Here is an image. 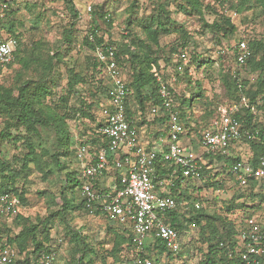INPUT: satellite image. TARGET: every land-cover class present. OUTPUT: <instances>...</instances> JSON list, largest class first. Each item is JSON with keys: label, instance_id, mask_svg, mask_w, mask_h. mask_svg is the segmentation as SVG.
I'll return each mask as SVG.
<instances>
[{"label": "rangeland", "instance_id": "obj_1", "mask_svg": "<svg viewBox=\"0 0 264 264\" xmlns=\"http://www.w3.org/2000/svg\"><path fill=\"white\" fill-rule=\"evenodd\" d=\"M74 5L80 13V18L76 23V46L68 49L63 44V29L73 23V13L68 9L64 0H16L6 11L0 12V24L7 27L11 22H15L16 32L20 34L21 42L25 54H30L33 48L34 40L47 42L45 48L51 50V55L59 51L62 54V61H56L50 79L51 96L47 98L46 105L56 111L66 121L70 133V153L67 156L60 153L58 148L59 133L54 128L38 127V133L31 135L29 142L36 146V156L40 160L43 171L36 164L29 163L28 169L23 170L24 157L28 153V145L22 140L17 144L15 141L0 140V158L10 164L13 170L18 171L20 176L17 179L16 186L20 192H24L27 205L19 209L14 216L5 218L4 225L12 229L13 233H18L20 228H16L15 217L20 213L26 219V224L38 226L39 232H42V221L57 211L61 207L62 200L73 201L79 204L81 192L78 188L69 189L68 175L78 174L81 181L80 165L76 157L77 141L83 140V135L91 136V130L99 124L105 123L110 113V100L102 86L99 84V74L93 69L94 56L86 50L78 48L79 43L84 38L90 26L89 7L92 9L104 8L111 14L115 21V38H119L121 32H126L128 22H132V30L146 38L143 32V26L151 22L154 17L156 21H162L170 30L168 34L160 37L161 50L160 57H173L170 65L165 61H160L161 71L166 76L167 82L173 87L177 96L190 98L197 93L199 88L195 82L201 84L203 96L201 101H193V108L190 112L192 126L201 119L212 120L213 114L217 113L222 106H227L229 100L223 76H233L238 73L244 79H247L252 89H257L261 81H264V74L259 72H247L236 64V45L243 39L263 40L264 39V13L260 7L250 6L248 3L239 0H200L203 17L194 12L187 0H73ZM236 14V15H235ZM225 16L232 20L236 26V31L229 34L228 38L222 35H214L210 30H205V20L208 24L221 21ZM157 22L154 25L156 28ZM227 28V27H226ZM187 42L184 53L187 57V63L181 62L176 68L177 57L173 49ZM156 48V47H155ZM179 49V48H178ZM46 51V49H45ZM201 56L205 66L197 68L191 64V60L196 56ZM181 67V69H180ZM185 68H189L188 75L185 76ZM69 69L81 72L85 76V83L77 85L76 94L68 93V84L72 81L69 75ZM27 78H40L35 71L30 70L24 73L19 64H14L10 69L0 71V86L16 89L21 86L23 80ZM191 82V83H189ZM67 98V100H66ZM132 106L135 110V121L141 128V122L146 123L153 120L155 115L151 110H147L143 116L138 104L134 98ZM207 103V105H205ZM264 105V102H260ZM85 111V115L76 113L77 110ZM189 112V106H186ZM212 111V112H211ZM211 112V113H210ZM212 114V115H211ZM153 115V116H152ZM260 116L264 122V113ZM145 120V121H144ZM153 120L152 122H154ZM148 123V122H147ZM198 124V123H197ZM4 120L0 117V133L4 128ZM202 126L201 124L198 125ZM196 128V127H194ZM195 130L192 131L191 140L197 138ZM14 136H29L25 130L12 129ZM85 139V138H84ZM241 148L239 154L242 159L248 161L252 157L250 146L244 142L237 143ZM237 148V149H238ZM199 155L205 154V150L200 146L196 149ZM201 159H204L203 156ZM61 162L62 167L57 166V161ZM208 164L207 161H205ZM190 192L195 200L192 205L195 209L203 211L208 215L202 225L206 227L210 216L228 217L239 230L242 225L244 212L238 205V201H231L232 196L237 192L236 189H229L233 186L228 182V188L223 193H213L210 189L203 188L202 183H190ZM71 187V186H70ZM200 189V191H198ZM260 190H256L259 192ZM64 196H66L64 198ZM217 197V198H216ZM246 202V201H245ZM231 203L236 205V210L227 212V206ZM249 206L260 204L261 208L256 209L254 217H257L264 224V201L253 203L250 199L246 202ZM252 211L251 209H248ZM96 218V217H95ZM89 217L83 210L71 211L64 218L51 219L48 227L49 236L45 245L54 250L57 254L59 264H67L72 260H78L82 253L84 245L80 243L83 237L88 246L93 247L95 255L88 254L84 262H93V264H120L115 262L111 256V233L110 229H120V225L105 222L101 219ZM25 224V225H26ZM220 228H223L221 221L216 222ZM7 229L4 233L6 238L9 234ZM205 233L197 224L186 223V228L181 235V243L184 246L182 253L176 257L172 256L174 261L184 262L186 258L192 257L195 262H199L202 253L208 249V244L204 238ZM133 256L131 251L123 252L119 257L130 259ZM162 254L160 255L161 259ZM167 254L164 255L166 257ZM156 259H158L156 257ZM260 264V262H259Z\"/></svg>", "mask_w": 264, "mask_h": 264}, {"label": "trees", "instance_id": "obj_2", "mask_svg": "<svg viewBox=\"0 0 264 264\" xmlns=\"http://www.w3.org/2000/svg\"><path fill=\"white\" fill-rule=\"evenodd\" d=\"M220 1V0H217ZM248 3L250 6L255 5L260 7L264 13V0H239ZM16 0H0V12L6 11ZM67 4L68 9L73 13V23L69 27L63 29V44L68 46L67 50L76 46L77 38L75 36V26L80 18V13L76 9L73 0H64ZM188 5L191 6L192 10L203 17V11L201 9L200 0H187ZM90 26L86 32L84 38L78 45L80 50H86L94 56L93 69L96 74L100 76L99 84L102 86V90L107 93L109 100L111 99L112 82L105 72V64L100 62L94 51L97 47L110 46L116 51L117 62L122 69L125 83L130 91V97L132 96L138 104L140 113L144 116L146 111L159 107L161 109L160 114L155 115L154 123L167 121L169 119V113L162 104V100L159 96V83L158 76H161L163 82L166 83L175 98L177 108L175 111L178 112L182 124L185 126L187 136L192 135V131L195 130L197 138L191 140L194 144L195 150L200 147V140L203 137L204 132L211 128L214 121L219 120L222 117V109L228 108L233 104H238L241 109L235 114V117L240 121L244 129L250 130L251 132L259 131L262 135L264 134V122L260 116V112L264 113V105H260V102H264V81H261L257 89H252L247 79H244L238 73L233 76H223V83L226 88L227 97L229 104L222 106L219 111L211 117L212 120L201 119V122L192 126V120L189 117L191 109L193 108V101H201L203 96L201 91V84L195 82V86L200 91L193 94L190 98H183L176 95L173 87L167 82L166 76L161 71L160 61H165L167 65H170L173 57H160L158 55L161 50L160 37L164 34H168L170 30L166 24L162 21H156L154 17L151 18V22L143 26V32L146 38H142L132 30V22H128L126 32H121L119 38H115V21L112 19L111 14L105 11L104 8H93L90 16ZM205 30H210L214 35H222L223 38H228L229 34L236 31V26L232 23L230 18L225 16L221 17V21L208 24L205 20ZM157 22L156 28H154ZM227 27V28H226ZM0 35L7 38H15L19 42L17 52L15 54V60L12 64L6 67H0V71L10 69L14 64H19L21 70L27 73L30 70L35 71L40 75V78H27L23 80L21 86L15 91L13 88H6L0 86V117L4 120V128L0 133L1 141H15L17 144L20 141L25 140L24 143L28 145V153L24 157L23 170L28 169L29 163H34L37 167L43 171L40 160L36 156V146L32 142H29V137L38 133V127L54 128L59 133L58 148L60 153L55 154L53 157L59 155L67 156L70 153V133L66 121L56 111L51 109L45 103L47 98L51 96V84L53 85L52 73L55 68L56 61H62V54L59 51H55L51 55V50L46 47L45 41L34 40L33 48L30 54H25L24 48L21 42L20 34L16 32L15 22H11L7 27L0 24ZM93 35V40L90 36ZM251 50V57L247 61L244 67L247 72H259L264 74V39L263 40H247L245 39ZM156 47V48H155ZM187 47V42L173 49V53H176L177 66L181 65L180 56L184 53V49ZM46 49V51H45ZM201 56L196 55L190 62L197 68H202L205 64L201 60ZM172 65V64H171ZM189 68H185V76L188 75ZM69 75L71 82L68 84V93L70 95L78 93L75 90L77 85L85 83V76L81 72H77L74 69H69ZM191 83V82H189ZM129 97L127 102V113L130 118L136 119L135 110L132 106V100ZM67 100V98H66ZM189 106V112L186 110V106ZM207 105V103H205ZM212 112V111H211ZM210 112V113H211ZM76 113H81L84 116L85 111L77 110ZM152 114V110H151ZM212 115V114H211ZM106 122V121H105ZM201 124L202 126L198 125ZM104 123L99 124L96 128L91 130V136L88 134L83 135L82 138H86L88 143L95 149L101 145L106 146L108 140H106L99 132L100 128ZM25 130L29 136H14L12 129ZM191 139V137H189ZM244 143L248 144L252 150V157L246 162L252 167H257L260 163L261 158L264 157V146L259 140L249 141L244 140ZM77 157V156H76ZM203 160L207 161L208 164L203 169V188L217 189L220 181H224L223 188H228V182L232 183L233 186L229 189H236L237 192L232 196L231 201H242L239 207L244 212V218L240 223L242 227L236 230V225L230 220V218L221 216H210V220L206 227L202 225L203 221L207 219L208 215L195 209L192 205V200H195L193 194L190 192L191 179H185L182 177L180 172H177V178H174V185L169 187V193L167 196L174 198L178 204L177 210L168 214L169 223L182 235V232L186 228V223L197 224L201 227L208 249L202 253L201 260L196 264H245L242 259V253L244 252L243 246L240 244L239 235L240 232L246 229V221L254 217L256 209H260V204H253L249 206L246 202L250 199L253 203L258 201L261 203L264 201V182L257 180H249L247 187H240L236 185L234 177L230 174V168L236 163H242L241 158H232L224 156L221 153L216 154H204ZM215 163L222 165L220 170H215ZM57 166L62 167L61 162L57 161ZM156 176L157 181L167 178L170 173L176 169L170 168L169 164L160 160L156 162ZM79 173V172H76ZM72 173L68 175V186L69 189L75 187L79 190L81 188V181L78 179V174ZM20 176L18 171L13 170L10 164L6 163L0 158V199L5 195H9L10 199H19L21 202V208L27 205V200L24 192H20L16 186L17 179ZM71 186V187H70ZM222 186V185H221ZM260 190L256 192V190ZM200 191V189H198ZM66 196H64L65 198ZM217 198V197H216ZM66 200H69L65 198ZM62 200V205L59 210L51 212L48 218L42 221V232H39L38 226L33 224H26V219L20 213L15 217L16 228H20L18 233H13L12 229L4 225V220L7 217L0 218V246H10L18 250L20 259L16 264H31L37 258L44 253H55L54 250H50L46 245L45 241L48 240L49 230L48 224L51 219L64 218L71 211L83 210L87 214L88 211L85 208L84 201L81 200L78 205L73 201ZM246 201V202H245ZM236 205L231 203L227 206V212H234ZM251 209L252 211L248 210ZM221 221L223 228L221 229L216 222ZM26 224V225H25ZM8 230L9 234L4 237L5 231ZM111 234V256L115 259V262L125 264L138 257L135 252L133 244V236L130 229L125 226H120V229H110ZM86 237L82 236L80 243L84 245L82 253L78 260H72L67 264H93V262H84L88 254H94L95 250L85 242ZM184 247V246H183ZM183 249V248H182ZM131 251L133 256L130 259L119 257L123 252ZM162 253H169L170 257L173 256L159 241L152 247L146 248V254L142 255L141 258L150 257L155 261V264H159V259H156ZM182 253V252H181ZM186 258L185 261H193ZM195 262V261H194ZM260 264H264V257L259 259ZM58 258L56 254V262Z\"/></svg>", "mask_w": 264, "mask_h": 264}, {"label": "built area", "instance_id": "obj_3", "mask_svg": "<svg viewBox=\"0 0 264 264\" xmlns=\"http://www.w3.org/2000/svg\"><path fill=\"white\" fill-rule=\"evenodd\" d=\"M89 12L92 8L89 7ZM236 15V14H235ZM93 40V35L90 36ZM19 42L15 38L0 35V67H6L15 60ZM236 64L244 67L252 53L245 39L239 41L235 48ZM96 58L105 64V72L112 82L110 113L100 134L108 140L106 146L93 148L88 142L78 141L76 148L77 159L86 162L81 172V200L90 216L102 217L113 224L130 229L133 236V246L138 257L125 264H155L150 257L141 258L146 254V248L154 246L158 241L174 257L182 252L181 234L169 223L168 214L177 210V201L167 196L169 187L174 185L176 173L180 172L185 179L193 182H203V169L207 165L204 160L183 144L187 136L185 126L175 109L177 104L168 85L158 76L159 96L163 106L169 113L167 130L161 132L158 138L160 148H148L141 142L140 129L135 119L127 113V102L130 91L125 83L116 51L113 47H97L94 51ZM187 63L186 54L180 56ZM181 69V67H180ZM241 106L233 104L222 109V117L213 122L200 140L205 154L221 153L231 157L235 144L244 140H259L264 146V134L259 131L251 132L244 129L235 117ZM161 109H152L153 115L160 114ZM114 159L115 169L121 172L118 183L112 190L97 188L99 180L105 175ZM160 158L176 169L167 178L157 181L156 162ZM236 185L247 187L249 180L264 182V157L257 167L248 163H236L230 168ZM203 184V183H202ZM213 193H223L224 181H220ZM222 185V186H221ZM19 199H10L5 195L0 199V218L14 215L19 211ZM240 244L244 248L242 259L245 264H259L264 257V224L257 217L246 221V229L239 235ZM20 259L16 248L0 246V264H16ZM55 253H44L31 264H55ZM182 264H196L194 261H184Z\"/></svg>", "mask_w": 264, "mask_h": 264}, {"label": "crops", "instance_id": "obj_4", "mask_svg": "<svg viewBox=\"0 0 264 264\" xmlns=\"http://www.w3.org/2000/svg\"><path fill=\"white\" fill-rule=\"evenodd\" d=\"M153 116V115H152ZM154 120V117H153ZM153 120H148L146 123H140L141 124V128L140 129V138H141V142L145 147L148 148H160V143L158 142V138L159 135L161 134V132L166 131L167 130V126L168 123L167 121H162V122H157L154 123L152 122ZM145 121V120H144ZM138 123V122H137ZM79 141H85L88 142V140L85 138H83V140H79ZM183 144L186 147H189L190 149H192V151L198 156V158H202V156L204 155H199L198 152L194 149L196 147H194L193 142L191 141V139L188 136H185L183 138ZM78 143V141H77ZM238 145L235 144L234 147L232 148V152H231V157L232 158H241L242 159V155L239 154L241 152V148H238ZM203 160V159H202ZM78 163L80 165V171L82 172V169L84 167V165H86L90 160L87 159V161L84 163L80 160H78ZM247 161L242 159V163H246ZM215 170L218 171L220 170V168H222V165L215 163ZM121 174V172H118L117 169H115V163H114V159L111 158L110 159V166L109 169L106 171L105 175L99 180L98 184H97V188L100 190H112L113 187H115V184L118 183V179H119V175ZM81 176V175H80ZM87 214V213H86ZM89 217L95 218L93 216H90L89 214H87ZM95 219H101L104 220L105 222H109L107 221L105 218L102 217H96ZM182 245V243H181ZM153 247V246H152ZM183 248V245H182ZM167 254L166 257H164V255ZM161 255V254H160ZM160 255L157 257V255L154 253V256L157 258H160ZM173 257L169 255V253H162L161 259H159V264H182L183 262H177L174 261V259H172Z\"/></svg>", "mask_w": 264, "mask_h": 264}]
</instances>
